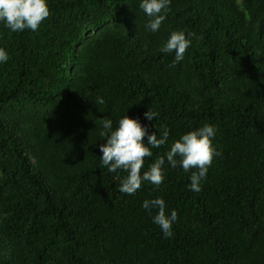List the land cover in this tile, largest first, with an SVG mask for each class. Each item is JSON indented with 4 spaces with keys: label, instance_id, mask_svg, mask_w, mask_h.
<instances>
[{
    "label": "trees",
    "instance_id": "16d2710c",
    "mask_svg": "<svg viewBox=\"0 0 264 264\" xmlns=\"http://www.w3.org/2000/svg\"><path fill=\"white\" fill-rule=\"evenodd\" d=\"M49 8L36 31L0 23V264H264V0H171L156 32L138 0ZM172 30L197 37L175 64L159 52ZM125 112L169 131L141 172L181 133L214 126L198 193L167 163L158 188L117 191L98 134ZM156 196L177 212L168 238L140 206Z\"/></svg>",
    "mask_w": 264,
    "mask_h": 264
},
{
    "label": "clouds",
    "instance_id": "9594fccd",
    "mask_svg": "<svg viewBox=\"0 0 264 264\" xmlns=\"http://www.w3.org/2000/svg\"><path fill=\"white\" fill-rule=\"evenodd\" d=\"M170 4L171 0H138V8L147 18L145 28L151 32L159 30L170 11ZM49 14V0H0V23L13 33L36 31ZM195 38L194 33L172 30L161 43L159 52L174 54L175 64L183 59L186 49ZM8 58L6 48L0 47V64L6 63ZM96 103L103 104V98H97ZM145 117L152 120L155 114L147 111ZM100 125L98 137L104 138V143L98 146L101 153L98 167H106L109 173H117L120 180L117 191L129 196L140 189L142 182L150 183L154 189L158 188L163 181L165 163L172 168L179 166L189 173L187 187L198 193L213 157L219 155L212 143L215 128L206 123L181 133L168 145L163 155H158L141 172L144 158L152 157V149H158L168 141V129L163 128L159 136L157 130L149 134L138 118L130 117L126 112L119 117L115 126L108 118L102 119ZM120 171L125 174L119 175ZM140 206L151 215L152 223L158 226L163 237L173 235L172 225L177 220V212L174 209L166 210L162 197L146 198Z\"/></svg>",
    "mask_w": 264,
    "mask_h": 264
}]
</instances>
